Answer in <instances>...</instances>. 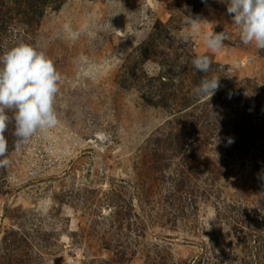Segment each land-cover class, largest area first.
<instances>
[{
	"label": "rangeland",
	"instance_id": "rangeland-1",
	"mask_svg": "<svg viewBox=\"0 0 264 264\" xmlns=\"http://www.w3.org/2000/svg\"><path fill=\"white\" fill-rule=\"evenodd\" d=\"M25 1L0 0V50L53 61L59 123L19 151L6 133L0 264H264V50L227 5L29 0L25 19ZM189 14L226 33L220 50L189 37ZM200 54L210 100L193 92Z\"/></svg>",
	"mask_w": 264,
	"mask_h": 264
},
{
	"label": "clouds",
	"instance_id": "clouds-1",
	"mask_svg": "<svg viewBox=\"0 0 264 264\" xmlns=\"http://www.w3.org/2000/svg\"><path fill=\"white\" fill-rule=\"evenodd\" d=\"M227 5V14L239 29L243 44H254L264 50V0H219ZM185 10L187 5L183 6ZM191 35L201 36L204 45L216 53L224 45L226 33L203 31L202 24L209 23L199 15H184ZM186 37L185 39H188ZM192 66L203 78L193 89L198 98L208 100L220 87V77L208 76L212 58L207 54L196 55ZM61 74L53 61L31 43L17 40L15 44L0 50V167L9 163V126L15 138L13 149L19 151L33 136L54 128L59 123L55 108ZM214 114V113H213ZM215 116V115H214ZM234 142L229 138V144ZM264 180V173L259 175Z\"/></svg>",
	"mask_w": 264,
	"mask_h": 264
},
{
	"label": "trees",
	"instance_id": "trees-1",
	"mask_svg": "<svg viewBox=\"0 0 264 264\" xmlns=\"http://www.w3.org/2000/svg\"><path fill=\"white\" fill-rule=\"evenodd\" d=\"M28 1L26 0L25 3H24V6L23 7H19V10H18L19 11V15H23V17L25 19L30 17V13H29L28 10H31V11L35 12V7H38L39 10H40V11L38 10L37 14L41 13L40 6L37 4V2H34V1H29L28 2Z\"/></svg>",
	"mask_w": 264,
	"mask_h": 264
}]
</instances>
